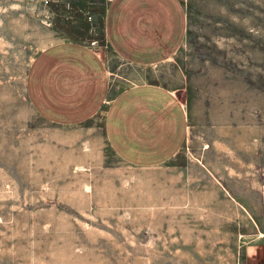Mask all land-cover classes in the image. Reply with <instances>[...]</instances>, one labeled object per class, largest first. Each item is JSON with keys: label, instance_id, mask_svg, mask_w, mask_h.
Segmentation results:
<instances>
[{"label": "rangeland", "instance_id": "obj_1", "mask_svg": "<svg viewBox=\"0 0 264 264\" xmlns=\"http://www.w3.org/2000/svg\"><path fill=\"white\" fill-rule=\"evenodd\" d=\"M111 1L0 0V264H264V0H182L186 39L156 64L109 45ZM68 42L91 47L110 78L105 104L74 126L45 119L29 93L37 58ZM144 83L188 112L171 163L194 188L171 207L163 189L124 188L150 173L104 135L112 97Z\"/></svg>", "mask_w": 264, "mask_h": 264}, {"label": "crops", "instance_id": "obj_2", "mask_svg": "<svg viewBox=\"0 0 264 264\" xmlns=\"http://www.w3.org/2000/svg\"><path fill=\"white\" fill-rule=\"evenodd\" d=\"M104 30L109 45L123 59L138 64L162 63L183 45L188 13L182 0H112ZM30 72L34 108L58 125L74 126L90 120L110 94L103 60L82 43L53 45L37 58ZM188 132L186 106L164 86L134 85L116 93L108 103L104 135L110 147L125 165L150 173L123 183L124 188L137 184L163 189L169 207L177 192L180 200H185L193 186L183 174L186 170L179 167L175 171L177 167L171 163ZM199 184L201 191L220 193L216 184Z\"/></svg>", "mask_w": 264, "mask_h": 264}]
</instances>
